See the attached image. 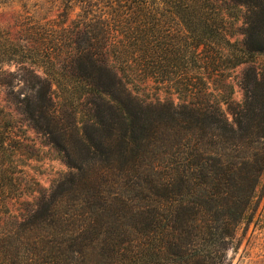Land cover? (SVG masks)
<instances>
[{"label":"trees","instance_id":"trees-1","mask_svg":"<svg viewBox=\"0 0 264 264\" xmlns=\"http://www.w3.org/2000/svg\"><path fill=\"white\" fill-rule=\"evenodd\" d=\"M54 1L59 34L0 37V59L28 65L22 109L36 127L74 108L75 62L104 71L82 89L104 94L117 115L104 161L118 155L129 173L104 193L71 175L20 217L1 218L0 264H229L264 175V0ZM240 64L237 102L228 71ZM154 106L159 124L146 116Z\"/></svg>","mask_w":264,"mask_h":264},{"label":"rangeland","instance_id":"rangeland-1","mask_svg":"<svg viewBox=\"0 0 264 264\" xmlns=\"http://www.w3.org/2000/svg\"><path fill=\"white\" fill-rule=\"evenodd\" d=\"M60 10L54 0H0V37L24 43L37 42L42 37L55 38L59 34L56 29ZM77 10L70 12L65 24ZM49 25L52 29L44 32ZM27 66L15 60L0 59V67L4 70L0 73V219L8 214L20 217L25 208L54 191L60 181L66 183L71 175L92 182L104 193L117 190L122 176L129 173L128 169L121 168L118 155L112 156L110 165L104 161V140L113 145L118 141L117 115L105 107L104 94H91L82 89L90 80L104 81V71L100 73L91 64L83 67L75 62V73L69 82L78 86L81 93L73 101L74 108L59 109L55 120L49 123L38 117L40 127H36L22 109L23 99L31 94L22 82L26 73L23 67ZM245 67L240 64L228 71L232 99L237 102L243 97L239 80ZM81 73L86 76L82 77ZM151 96V93H143L141 98L148 101ZM151 109V114H146L148 120L159 124L162 110L156 106ZM137 111L145 115L143 108L138 107ZM111 121L115 129L108 128ZM164 133L163 126L156 132L157 144H161L162 137L165 140ZM85 145L90 146L92 152L86 151ZM163 156L166 157L164 153ZM155 157L147 156L145 162ZM141 170L142 167L130 174L141 175ZM79 184L77 186L88 188L87 184ZM227 258L229 264H264V175L251 207L236 229Z\"/></svg>","mask_w":264,"mask_h":264}]
</instances>
